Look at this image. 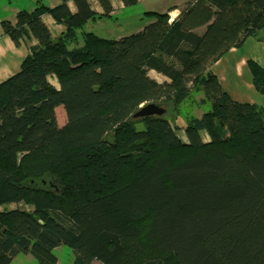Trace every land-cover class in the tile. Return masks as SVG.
I'll use <instances>...</instances> for the list:
<instances>
[{"label": "trees", "instance_id": "obj_1", "mask_svg": "<svg viewBox=\"0 0 264 264\" xmlns=\"http://www.w3.org/2000/svg\"><path fill=\"white\" fill-rule=\"evenodd\" d=\"M205 1L173 21L143 13L139 25L153 24L119 42L86 30L117 21L110 0H97L103 14L90 0L37 2L2 23L17 47L37 44L0 84V264H58L60 246L73 264H264V107L232 101L212 72L248 38L264 41V0ZM44 15L65 31L52 38ZM249 67L264 95V71ZM148 104H172L188 142L165 115L133 118ZM12 204L31 210H1Z\"/></svg>", "mask_w": 264, "mask_h": 264}, {"label": "crops", "instance_id": "obj_2", "mask_svg": "<svg viewBox=\"0 0 264 264\" xmlns=\"http://www.w3.org/2000/svg\"><path fill=\"white\" fill-rule=\"evenodd\" d=\"M3 1L0 3V84L16 74L15 71H17L18 65L21 64L22 60L29 54L28 48L37 44L33 39L29 47H27L24 42H21V45L17 47L10 37L4 33L2 28V23L4 21H8L13 26H16L19 13L21 11L32 13L36 9L35 5H19L13 8L7 1ZM93 1L95 0H90L92 9L97 13H101L98 8L93 7ZM138 1L139 5H144L145 12L169 14L171 21H173L178 19L182 13L197 0ZM68 5L70 10L75 12L73 2H69ZM41 21L49 29L52 38H56L65 31V28L61 25H57L49 15L42 16ZM153 22L154 20L148 22L140 31L134 33V36L145 31ZM54 30H57L56 32L58 33L56 37L54 36ZM118 40L116 39V41ZM12 59H16L20 62L13 64ZM249 62L256 64L264 71V41H260L256 38H248L242 49L233 48L223 58L218 60L213 65L212 72L232 101L239 104L264 107V95L255 88L254 76L250 70ZM55 87L59 89V84Z\"/></svg>", "mask_w": 264, "mask_h": 264}, {"label": "rangeland", "instance_id": "obj_3", "mask_svg": "<svg viewBox=\"0 0 264 264\" xmlns=\"http://www.w3.org/2000/svg\"><path fill=\"white\" fill-rule=\"evenodd\" d=\"M0 0V3H2ZM13 8L18 7L19 5H35L37 6V2H41L43 5L48 6L50 8L57 7L60 3L61 0H5ZM4 2V1H3ZM112 2V7H113V12L111 14L112 19L116 18L117 21L114 22L113 20L110 21H101L98 24L95 25H88L86 27L87 31H93L94 33L98 34L99 36L107 39H120L124 40L130 38L134 33L137 31H140L141 28H143V25H139L138 21L143 15V13H146L144 5L143 4H138L135 7L125 9L124 5L121 0H111ZM139 2V1H138ZM207 4L205 0H203ZM92 5L94 8H98L101 13L103 14V9L101 8L100 4L97 2V0L92 2ZM169 15V14H167ZM170 17V16H169ZM171 21V17H170ZM55 22V21H54ZM56 23V22H55ZM148 24V23H146ZM59 25V24H57ZM63 26V25H61ZM64 27V26H63ZM65 28V27H64ZM57 31V30H56ZM54 30V36L56 37L58 33ZM59 36V35H58ZM57 36V37H58ZM123 37V38H122ZM118 40V42L120 41ZM27 47H29V44L32 43L30 40H24L23 41ZM37 42V41H36ZM34 42V43H36ZM117 42V43H118ZM26 47V48H27ZM118 47L115 48V51H118ZM29 49V48H28ZM27 52V51H26ZM13 64L14 63H19L20 61L16 59H12ZM20 66L21 64L18 65L17 71L15 73L20 71ZM14 73V74H15ZM148 76L156 81L159 84L167 83L169 80L165 78L162 75H159L156 71L154 70H148L147 71ZM49 81L53 86H58L57 80L55 77L50 76ZM203 96H197L196 99L199 102ZM161 107L166 109V114L165 111L163 115H165L167 118H169L173 122V127L176 131L177 136L181 139L183 143H187L188 140L185 135V129H186V123L185 120L182 117L176 118L175 119V113L173 110V105L168 104H158ZM209 110L207 106H201L200 104H196L194 107V110L192 111V114H194L198 118H202V116ZM188 111V110H186ZM56 118H57V123L60 128L64 127L67 124V116H66V111L65 109L60 106L56 109ZM138 130H143L144 126L142 124L137 126ZM201 139L204 143H207L210 141V137L206 132H201ZM14 209H19L22 211H30L31 208L29 206H25L24 204H12L8 205L6 207H2L1 210H14ZM54 254L56 255L58 259L59 264H73L74 261V252L66 247V246H60L54 251ZM13 264H38V262L30 255V254H20L17 256L13 262ZM93 264H96L94 262Z\"/></svg>", "mask_w": 264, "mask_h": 264}, {"label": "water", "instance_id": "obj_4", "mask_svg": "<svg viewBox=\"0 0 264 264\" xmlns=\"http://www.w3.org/2000/svg\"><path fill=\"white\" fill-rule=\"evenodd\" d=\"M164 110L160 108L156 104H148L146 106H142L139 111H137L133 118L140 119L146 117H153V116H161L163 115Z\"/></svg>", "mask_w": 264, "mask_h": 264}, {"label": "bare ground", "instance_id": "obj_5", "mask_svg": "<svg viewBox=\"0 0 264 264\" xmlns=\"http://www.w3.org/2000/svg\"><path fill=\"white\" fill-rule=\"evenodd\" d=\"M96 264H102L101 262H96Z\"/></svg>", "mask_w": 264, "mask_h": 264}]
</instances>
